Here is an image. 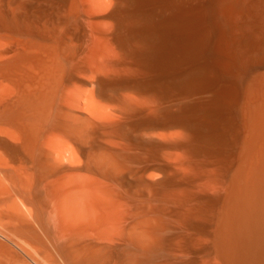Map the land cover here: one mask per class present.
Segmentation results:
<instances>
[{"label":"bare ground","instance_id":"1","mask_svg":"<svg viewBox=\"0 0 264 264\" xmlns=\"http://www.w3.org/2000/svg\"><path fill=\"white\" fill-rule=\"evenodd\" d=\"M0 264H264V0H0Z\"/></svg>","mask_w":264,"mask_h":264}]
</instances>
